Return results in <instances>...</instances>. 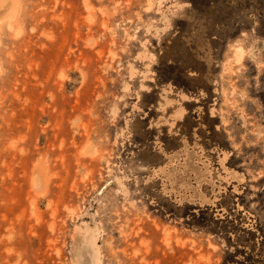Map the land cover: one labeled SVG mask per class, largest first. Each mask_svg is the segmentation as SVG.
<instances>
[{"label":"rangeland","instance_id":"1","mask_svg":"<svg viewBox=\"0 0 264 264\" xmlns=\"http://www.w3.org/2000/svg\"><path fill=\"white\" fill-rule=\"evenodd\" d=\"M159 2L13 0L0 26V264H72L84 227L102 264H223L236 248L242 261L248 232L264 264V0ZM235 43L253 57L224 66ZM178 103L182 121L157 125Z\"/></svg>","mask_w":264,"mask_h":264},{"label":"bare ground","instance_id":"2","mask_svg":"<svg viewBox=\"0 0 264 264\" xmlns=\"http://www.w3.org/2000/svg\"><path fill=\"white\" fill-rule=\"evenodd\" d=\"M159 2V10H160V3ZM176 7H179V5H176ZM168 9L170 7H167ZM166 8V9H167ZM148 7H146V10ZM17 5L13 3V0H0V26L3 24H6L9 28H11V23L14 21L16 14H17ZM160 20L162 24H166L169 21V15L166 14V11H160ZM161 32H165L167 29L166 27H162ZM231 58L228 59L226 63L223 65H230V62L232 61L233 65H240L246 57H253L252 49H244L241 45L236 44L231 47ZM140 90L142 91H148L147 87L141 86ZM180 100L183 102H188L190 99L187 95L182 94L178 96ZM165 101V104H169L168 98L165 97L163 99ZM164 103H162V107L165 106ZM178 108L175 109V112L170 115L171 116V122H167V125L169 127H172L175 125L176 122L182 121V118L185 114V111L182 109L181 104H177ZM166 122V120H164ZM229 157V154L225 153L224 160ZM223 162V160H222ZM186 167V166H185ZM184 167V168H185ZM39 168V167H38ZM224 168V167H223ZM38 170V169H37ZM187 176L189 172L186 170ZM227 173L231 174V177L233 180H237L239 183H242L244 180V176L241 173L227 170ZM32 183L35 188H39V194H43L45 189V184L43 182L42 176L35 172L32 177ZM207 200V198H205ZM97 236L96 234L90 229L87 228H77L73 234L72 239V246H71V259L72 264H102L101 255L99 252V247L96 243Z\"/></svg>","mask_w":264,"mask_h":264},{"label":"trees","instance_id":"3","mask_svg":"<svg viewBox=\"0 0 264 264\" xmlns=\"http://www.w3.org/2000/svg\"><path fill=\"white\" fill-rule=\"evenodd\" d=\"M206 210H208V208H205ZM210 222H212V224H214L215 221H213V218L210 217ZM221 223L225 224V226L223 228H220L219 233H224L225 238H226V242H227V246H230L229 240L230 238L226 235L228 234V232L234 231V227H232V225H230L232 223V221H228V220H219ZM258 224L256 223V226ZM262 230L260 229V234L262 235L263 233L261 232ZM246 235L250 236L247 237L246 236L244 238H239L237 241V245L239 247H243L247 249V252H245L244 254H246L245 258L240 261V260H236V256L237 253L239 252V250H235L234 253H227L225 260H223V264H258L256 260L251 259L248 255H249V251L251 249V245L254 246V238H253V233L248 232ZM251 244V245H250ZM250 245V246H249ZM262 245H264V242H262ZM243 251V250H242ZM244 252V251H243ZM262 255H259V257H261ZM259 261V260H258Z\"/></svg>","mask_w":264,"mask_h":264},{"label":"crops","instance_id":"4","mask_svg":"<svg viewBox=\"0 0 264 264\" xmlns=\"http://www.w3.org/2000/svg\"><path fill=\"white\" fill-rule=\"evenodd\" d=\"M168 100H170V99H168ZM177 102H183V101L180 100V98H179V100H178ZM177 108H178V107H177ZM177 108H176V109H177ZM174 112H175V109H174L173 113H174ZM173 113H172V114H173ZM172 114H171V115H172ZM183 117H184V116H183ZM182 119H183V118H182ZM164 120H165V118L160 117V119H158V120L156 121V124L159 125V126L167 125V124L164 123ZM169 121L171 122L172 120L169 119ZM176 123H177V122H176ZM180 154H183V152L180 151ZM161 168H162V167H161ZM159 169H160V168H159ZM159 169H158V170H159ZM160 170H162V169H160ZM187 171H188L189 173H191V170H187ZM181 172H182V171H181ZM185 174H186V172H185Z\"/></svg>","mask_w":264,"mask_h":264}]
</instances>
